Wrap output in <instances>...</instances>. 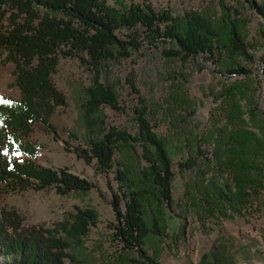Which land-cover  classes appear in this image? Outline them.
Instances as JSON below:
<instances>
[{
	"label": "trees",
	"instance_id": "trees-1",
	"mask_svg": "<svg viewBox=\"0 0 264 264\" xmlns=\"http://www.w3.org/2000/svg\"><path fill=\"white\" fill-rule=\"evenodd\" d=\"M116 1L118 5L106 0H0V61L13 63L12 84L19 90L17 98L0 94V192L30 183L37 189L54 186L59 193L93 187L89 179L66 166L36 163L33 156L40 145L27 138L35 122L54 131L49 116L65 104V98L50 74L59 56L74 55L90 72V81L70 89L76 116L67 137L83 144L77 154L86 162L92 159L95 171L113 170L109 203L112 236L119 249L133 253L136 257L131 261L156 264L161 211L164 206L172 209L173 166L197 170L185 183L186 208L229 215L228 210L237 211L248 190L258 184L248 171L253 169L250 158L258 137L239 123L213 121L204 129L190 126L187 118L194 104L178 89L168 92L166 107L160 109L170 126L164 132L155 130L157 112L142 97L131 107L133 131L107 124L102 107L121 106L113 85L102 78L104 65L109 59L128 56L142 41L153 46L168 42L162 53L171 60L218 61L226 53L229 61L220 64L228 75L248 74L250 70L234 56L250 59L252 55L241 19L231 16L221 0L219 14L206 7L179 15L154 9L147 0ZM248 3L263 19L259 33L264 39V0ZM137 25L142 26V37ZM121 28L128 31L121 33ZM181 78L186 80L183 73ZM128 83L135 90L132 81ZM234 116L236 112L230 111L228 121ZM15 151L26 156L19 160L13 156ZM116 151L118 158H114ZM136 157L144 161L139 167ZM23 219L14 207L0 204V264H84L80 249L95 223L94 209L76 206L50 226L27 224ZM181 227L183 232L184 224Z\"/></svg>",
	"mask_w": 264,
	"mask_h": 264
},
{
	"label": "rangeland",
	"instance_id": "rangeland-1",
	"mask_svg": "<svg viewBox=\"0 0 264 264\" xmlns=\"http://www.w3.org/2000/svg\"><path fill=\"white\" fill-rule=\"evenodd\" d=\"M118 5L116 0H106ZM123 3L142 0H122ZM154 9L166 8L171 14L179 15L187 10H203L209 7L215 14L220 13V0H147ZM231 16L239 17L244 40L249 43L250 59L234 56L237 62L248 68L246 75H228L223 54L218 61L213 58L198 57L196 61L169 59L162 53L169 43L156 46L142 41L139 48L126 57L109 59L102 75L113 85L120 109L102 107L107 124L125 127L133 131L131 107L137 105L140 97L157 112L154 128L158 132L167 130L169 123L160 114L166 107L164 98L171 89L185 93L194 104V112L187 118L191 124L204 129L213 121L240 124L253 131L258 137L256 152L250 161L258 184L248 190L246 201L237 211L228 210L229 215L217 212L211 214L184 206L186 181L194 178L197 170L179 169L173 166L171 180L172 209L166 206L161 211V228L156 264H264V39L259 33L263 19L248 3V0H221ZM261 1V0H257ZM142 37V26L135 27ZM130 30V29H129ZM128 30L121 28L119 32ZM224 59V60H223ZM13 63L0 61V94L19 96V90L12 84ZM182 73L186 80L181 78ZM90 72L74 55L59 56L55 69L50 74L53 85L64 95L65 104L55 107L49 116L53 132L45 130L35 122L27 138L40 146L33 160L42 165L57 168L66 166L69 171L89 179L93 187L86 191L59 193L54 186L35 188L32 183L22 189L0 192V204L14 207L24 223L50 226L56 220L66 218L75 207H91L96 212L94 225L89 226L82 242L79 257L84 264H141L129 260L136 256L119 249L112 236V209L109 203L110 186L114 185L112 168L97 172L93 160L89 162L78 156V147L83 146L78 139H69L66 131L76 116L70 89L89 83ZM132 81L135 90L128 83ZM237 108V109H235ZM230 111L236 117L229 118ZM230 117V116H229ZM140 153L139 145H135ZM208 149V147H207ZM19 160L26 155L15 151ZM119 157L118 151L114 158ZM138 167L144 161L135 158ZM206 165H202L204 167ZM153 203L149 208L153 209ZM182 224H184L182 232ZM154 245V246H155ZM150 252V249H148Z\"/></svg>",
	"mask_w": 264,
	"mask_h": 264
}]
</instances>
